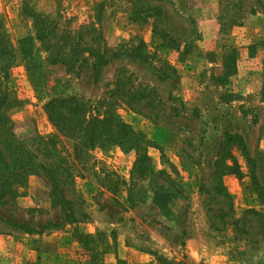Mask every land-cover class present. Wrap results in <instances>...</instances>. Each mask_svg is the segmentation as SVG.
Wrapping results in <instances>:
<instances>
[{"label": "rangeland", "instance_id": "1", "mask_svg": "<svg viewBox=\"0 0 264 264\" xmlns=\"http://www.w3.org/2000/svg\"><path fill=\"white\" fill-rule=\"evenodd\" d=\"M33 12L53 23L50 37L67 40L64 51L80 42L81 55L97 39L120 59L99 82L91 60L71 71L52 64ZM0 17L19 53L8 86L20 140L37 146L58 134L45 110L52 97L98 103L123 69L140 94L117 112L165 171L146 178L134 172L135 150L91 149L69 157L64 205L31 175L18 196L0 199V264H264V201L253 181L264 184V0H0ZM226 133L244 139L232 148L241 173L229 159L220 181ZM58 144L64 156L74 149L61 135Z\"/></svg>", "mask_w": 264, "mask_h": 264}, {"label": "trees", "instance_id": "2", "mask_svg": "<svg viewBox=\"0 0 264 264\" xmlns=\"http://www.w3.org/2000/svg\"><path fill=\"white\" fill-rule=\"evenodd\" d=\"M154 9L162 12L158 7H150L149 10ZM32 16H34L37 37L46 50L50 51L49 60L52 64H63L71 71L79 62L84 65L91 60L94 81L99 82L103 70L112 61L121 57L118 51L110 52L107 48L102 51L101 46H93L92 42H96L97 39L84 43L81 55L75 54L80 47V42L69 43L70 51H64L63 45H68L67 40L61 44L60 41L50 37L54 32L53 23L46 22L34 12ZM154 27L157 33L165 37V30L160 28L158 23H154ZM18 54V49L0 17V199L18 196L19 189L26 185L29 177L37 175L46 179L54 203L61 205L70 203L67 199L66 186L74 181V174L69 157L74 156L76 159H81L86 151L97 147L120 146L125 150H135L138 153V159L134 172H140L146 178H156L165 174V171H157L154 167L153 157L149 154L151 142L132 124L122 119L117 112L120 103L124 102L133 106L131 104L136 102V97L140 94L135 91L136 87L132 80L125 78L126 72L123 69L118 72L115 89L98 103L76 95L52 97L45 105V110L58 134L50 137L38 136L37 146L20 140L13 130L14 120L10 109L15 106L16 101L12 100V93L8 86L10 71L18 60ZM130 82L131 85L127 87ZM60 135L73 142L74 149L68 153V156H64L58 150ZM236 140L244 144L241 136L225 134L222 155L215 163L214 171L220 181L224 175L222 167L229 159L234 160L235 167L232 170L237 174L241 173L232 152ZM245 154L248 159H251L248 151ZM253 181L264 201V184L259 181L255 173H253ZM159 188L164 189L165 185L161 184Z\"/></svg>", "mask_w": 264, "mask_h": 264}]
</instances>
